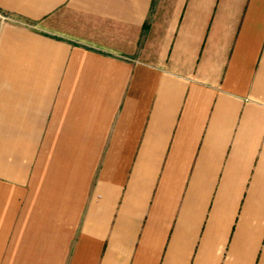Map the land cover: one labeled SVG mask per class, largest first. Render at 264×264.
Masks as SVG:
<instances>
[{
  "label": "crops",
  "instance_id": "obj_1",
  "mask_svg": "<svg viewBox=\"0 0 264 264\" xmlns=\"http://www.w3.org/2000/svg\"><path fill=\"white\" fill-rule=\"evenodd\" d=\"M0 264H264V0H0Z\"/></svg>",
  "mask_w": 264,
  "mask_h": 264
},
{
  "label": "built area",
  "instance_id": "obj_2",
  "mask_svg": "<svg viewBox=\"0 0 264 264\" xmlns=\"http://www.w3.org/2000/svg\"><path fill=\"white\" fill-rule=\"evenodd\" d=\"M3 18H5V19H12V18H9V17H7V16H3ZM14 20V19H13Z\"/></svg>",
  "mask_w": 264,
  "mask_h": 264
},
{
  "label": "rangeland",
  "instance_id": "obj_3",
  "mask_svg": "<svg viewBox=\"0 0 264 264\" xmlns=\"http://www.w3.org/2000/svg\"><path fill=\"white\" fill-rule=\"evenodd\" d=\"M8 17V16H7Z\"/></svg>",
  "mask_w": 264,
  "mask_h": 264
}]
</instances>
